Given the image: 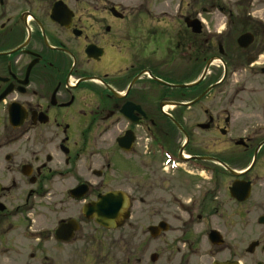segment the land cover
Returning <instances> with one entry per match:
<instances>
[{
	"label": "flooded vegetation",
	"instance_id": "obj_1",
	"mask_svg": "<svg viewBox=\"0 0 264 264\" xmlns=\"http://www.w3.org/2000/svg\"><path fill=\"white\" fill-rule=\"evenodd\" d=\"M254 1L0 0V264H264Z\"/></svg>",
	"mask_w": 264,
	"mask_h": 264
},
{
	"label": "water",
	"instance_id": "obj_2",
	"mask_svg": "<svg viewBox=\"0 0 264 264\" xmlns=\"http://www.w3.org/2000/svg\"><path fill=\"white\" fill-rule=\"evenodd\" d=\"M241 45L246 47L244 44ZM114 196L113 194L101 196L100 201L90 207V217L95 219L97 224L107 228L114 227V206L109 203V199H112Z\"/></svg>",
	"mask_w": 264,
	"mask_h": 264
},
{
	"label": "rangeland",
	"instance_id": "obj_3",
	"mask_svg": "<svg viewBox=\"0 0 264 264\" xmlns=\"http://www.w3.org/2000/svg\"><path fill=\"white\" fill-rule=\"evenodd\" d=\"M253 7L256 8H264V0H255ZM225 22V20L223 21ZM105 233L98 232L96 234V238L90 242V263L91 264H98L100 261V252L102 247L108 246V242L104 239Z\"/></svg>",
	"mask_w": 264,
	"mask_h": 264
}]
</instances>
